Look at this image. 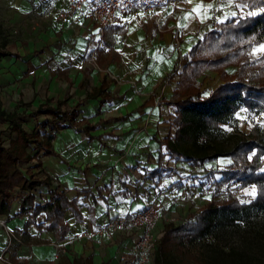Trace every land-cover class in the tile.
Listing matches in <instances>:
<instances>
[{"label": "crops", "instance_id": "0c3cea01", "mask_svg": "<svg viewBox=\"0 0 264 264\" xmlns=\"http://www.w3.org/2000/svg\"><path fill=\"white\" fill-rule=\"evenodd\" d=\"M200 5L203 7L197 14L194 9ZM261 8H251L247 0H182L177 10L156 8L148 16L135 11L104 29L93 22L89 4L66 18L58 15L67 8L60 9L54 18H39L40 39L47 49L34 62L39 72L36 82L34 77L28 80L33 83L27 91L29 102L34 108L47 105L62 113L72 111L75 119L72 127L56 133L43 126L42 132L36 131L41 134L42 148L47 136H54L51 147L60 157L45 156L43 149L37 150L38 156L22 170H30L39 180H49L48 186L33 191L37 205L51 199L49 190L64 194L75 201L81 219L68 211L65 221L70 231L58 241L46 230V214L41 213L37 224L43 228L29 227V242L9 251L11 264L35 261L36 254L41 253L53 256L54 261L37 258L41 264H120L119 255L130 251L132 240L106 237L104 246L96 247L74 238L100 228L110 219L139 213L153 201L160 204L157 193L144 198L146 191L141 185L146 188L156 180L172 177L164 172L151 179L147 173L163 166V146L155 136L159 122L172 117L173 106L166 102L175 97L186 61L215 27L231 19L259 16L264 13ZM252 11L256 15H248ZM158 24L163 32L153 38ZM16 55L8 57L20 58ZM177 64L180 68L175 72ZM226 71L233 74L237 68L230 66ZM209 75L217 79V85L207 90V82L212 84L206 79ZM104 83L105 93L95 96ZM221 84L219 73L207 70L196 86L208 97ZM42 116L52 120L49 115ZM93 126L96 129L87 132ZM25 195L14 200L9 218L0 217V256L7 244L1 223L18 233L25 230L31 211L18 215ZM59 243L64 246L63 258L54 260V244Z\"/></svg>", "mask_w": 264, "mask_h": 264}, {"label": "trees", "instance_id": "16d2710c", "mask_svg": "<svg viewBox=\"0 0 264 264\" xmlns=\"http://www.w3.org/2000/svg\"><path fill=\"white\" fill-rule=\"evenodd\" d=\"M251 8L264 7V0H247ZM264 44V13L259 16H247L240 19H231L226 23L215 27L205 40L195 46L191 57L186 61L180 74L179 88L175 91L173 100L166 102L176 108L177 125L176 138L179 142L195 141L200 134L208 135L209 130H219L221 124L233 121L235 115L243 108L248 111L264 113V53L260 58L250 60L248 54L255 46ZM15 56L11 53L1 52L0 57ZM16 57H19L16 55ZM230 66L237 68L233 74L226 69ZM180 68L175 67V72ZM207 70L218 72L223 84L214 89L208 97H204L201 90L196 86L197 79ZM106 91V83L103 84L95 96L103 95ZM106 101L104 97L102 103ZM61 103H59L60 105ZM38 115H49L52 120L42 124L43 128H49L54 133L73 126L75 113L60 112L59 109L47 105H41L36 112L30 115L17 112L7 113L0 110V122L9 123L11 129L17 134V138L11 141L7 147L0 131V217L9 218L14 202L13 194L26 193L22 198L21 209L18 215L31 211L25 230L17 232L21 234L24 244L31 238L29 227L37 224L38 216L46 214L48 225L46 230L54 234L56 240L62 241L69 234L70 228L65 221V215L72 211L76 218L81 219V213L75 201L69 200L64 194L50 191L51 199L44 205L35 203L36 197L33 191L41 185H49V180H39L30 170L24 172L21 166L32 161L38 156L32 152L43 149L45 156L60 157L51 147L54 136H47L46 145L42 148L41 134L39 132L29 134L24 128L29 118ZM61 121L60 126L57 122ZM97 126L88 127V131ZM92 139V137H90ZM35 148H32V146ZM171 153V158L177 157L175 149L169 137L161 143ZM175 155V156H174ZM184 162L191 166L200 167L218 158H231L233 163L221 172L222 181L234 180L242 185H255L257 198L251 204L254 207H264V171L261 172V160L264 157V130L253 127L249 133L239 134L238 141L228 152H218L214 155L192 157L182 155ZM181 161V160H177ZM164 170L161 166L153 171H148V178L162 176ZM176 172L169 171V176ZM167 175V174H165ZM223 208L229 211L246 210L249 205L238 201L228 200ZM210 213V210H207ZM206 214L192 216L197 219L196 223H188L180 227L166 226L165 235L156 253V264H174L175 251L182 250L184 240H193L206 234L210 223L206 220ZM18 247L13 250L16 252Z\"/></svg>", "mask_w": 264, "mask_h": 264}, {"label": "rangeland", "instance_id": "374dc122", "mask_svg": "<svg viewBox=\"0 0 264 264\" xmlns=\"http://www.w3.org/2000/svg\"><path fill=\"white\" fill-rule=\"evenodd\" d=\"M71 1L0 0V51L13 55L20 54V58L0 57V110L27 115L38 110L29 102L27 91L33 85L28 80L32 77L35 82L38 80L39 68L34 62H38L43 49H47L44 41L40 39L42 28L39 18H54V14L64 8L67 9L63 12H67ZM66 2L67 7H65ZM262 45L255 46L248 54L250 60L262 56L264 53L260 50ZM206 79L212 82V84L207 82V90L215 88L217 79L213 75H209ZM205 84L204 82L201 87L203 88ZM172 110L173 113L169 110L171 118L159 122L158 137L155 136V139L162 143L169 137L172 141L178 156L171 158V153L163 146V158L160 164L163 165L167 175L172 169L176 172L170 179L156 180L153 183L155 186L152 184L145 188L142 184L141 187L146 191L143 197L148 199L153 193L165 192L164 196H158L159 205L169 214L168 219H170L164 223V228L170 225L180 227L188 223H196L197 219L192 216H202L210 210V213L206 214V220L210 223L206 234L193 240H184V248L175 251L173 263L264 264V207L251 206L257 198L256 186H244L234 180L222 181L221 172L231 166L233 163L231 158L221 157L200 167L182 161L183 154L201 157L214 155L220 151H230L237 143L239 134H247L253 127L264 130V113L243 108L235 115L233 121L221 124L219 130L210 129L208 135L200 134L192 142H179L176 138V108L172 107ZM49 119L50 117L38 115L29 118L22 125L26 131L42 132V124ZM57 126H60L59 123ZM11 128L9 123L0 122V131L7 147L17 138V134ZM32 148L35 146L33 145ZM36 153L37 149L32 152L33 155ZM261 163L262 172L264 157ZM21 168L25 170L26 163ZM253 190L254 194H250ZM13 195L14 200L23 196L19 193ZM230 199L249 205V208L238 211L224 209V203ZM36 256L42 260L46 259L47 263L54 262L53 256L48 257L42 253ZM37 258L35 261L29 260L20 264H41ZM60 258H63L62 253Z\"/></svg>", "mask_w": 264, "mask_h": 264}, {"label": "built area", "instance_id": "2783aa9c", "mask_svg": "<svg viewBox=\"0 0 264 264\" xmlns=\"http://www.w3.org/2000/svg\"><path fill=\"white\" fill-rule=\"evenodd\" d=\"M182 0H72L70 9L58 15L59 18H66L69 14L89 4L91 18L95 25L104 29L119 22L123 16L135 11H140L144 16H148L156 8H172L177 10ZM163 32L161 25H157L153 38H157ZM94 59V58H92ZM96 66V62L93 60ZM159 195L165 192L159 191ZM49 200H44L42 205ZM169 214L162 209L159 203L153 201L141 212L119 219H110L100 228L77 235L74 240H82L92 246H104V238H119L124 236L132 240L133 245L129 252H122L119 255L120 264H156L155 257L161 241L165 235L163 225L167 222ZM170 223V222H169ZM7 244L4 248L0 260L3 264H11L9 251L15 245H23L22 238L6 223L2 222ZM61 243L54 244V260H59L63 250Z\"/></svg>", "mask_w": 264, "mask_h": 264}, {"label": "snow or ice", "instance_id": "6c2138e0", "mask_svg": "<svg viewBox=\"0 0 264 264\" xmlns=\"http://www.w3.org/2000/svg\"><path fill=\"white\" fill-rule=\"evenodd\" d=\"M245 6H247V5H245ZM202 7H203V5H200V6H198L196 9H194V11L197 12V14H199L200 11H201V8H202ZM207 7H208V8H211L212 5L209 4ZM260 11H261V12H264V8H261ZM232 15H236V13H232ZM248 15H256V12H255V11L249 12ZM260 50H261V51H264V45L261 46ZM250 194H254V190H253V192L250 193Z\"/></svg>", "mask_w": 264, "mask_h": 264}]
</instances>
